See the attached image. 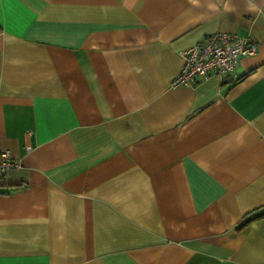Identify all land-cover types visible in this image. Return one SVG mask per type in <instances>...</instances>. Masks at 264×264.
<instances>
[{"label":"crops","instance_id":"0c3cea01","mask_svg":"<svg viewBox=\"0 0 264 264\" xmlns=\"http://www.w3.org/2000/svg\"><path fill=\"white\" fill-rule=\"evenodd\" d=\"M0 150V264H264V0H0Z\"/></svg>","mask_w":264,"mask_h":264},{"label":"built area","instance_id":"2783aa9c","mask_svg":"<svg viewBox=\"0 0 264 264\" xmlns=\"http://www.w3.org/2000/svg\"><path fill=\"white\" fill-rule=\"evenodd\" d=\"M256 45L251 38L227 32H215L180 52L182 64L171 86H186L209 76L225 77L237 68L242 57L253 56ZM7 150H0V179L19 168Z\"/></svg>","mask_w":264,"mask_h":264},{"label":"trees","instance_id":"16d2710c","mask_svg":"<svg viewBox=\"0 0 264 264\" xmlns=\"http://www.w3.org/2000/svg\"><path fill=\"white\" fill-rule=\"evenodd\" d=\"M252 218H250L249 220H251Z\"/></svg>","mask_w":264,"mask_h":264}]
</instances>
